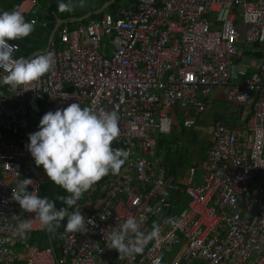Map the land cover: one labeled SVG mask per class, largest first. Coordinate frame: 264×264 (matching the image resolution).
I'll return each mask as SVG.
<instances>
[{
	"label": "built area",
	"instance_id": "built-area-1",
	"mask_svg": "<svg viewBox=\"0 0 264 264\" xmlns=\"http://www.w3.org/2000/svg\"><path fill=\"white\" fill-rule=\"evenodd\" d=\"M34 5L22 0L18 11L30 15ZM29 22L46 29L36 16ZM262 39L264 0H136L124 16L104 13L64 30L47 49L53 70L33 89L0 83L6 96L0 94V264H121L108 234L129 217L145 234L154 225L160 232L122 264H264V62L241 82L231 81L240 48ZM22 40L9 42L14 59ZM5 75L0 69V78ZM219 87L227 89L229 104L249 108L245 127L213 123L201 182L195 186L191 168L184 191L189 202L178 211L173 194L179 188L165 181L168 171L156 158L160 138L171 133L167 110L203 113ZM21 100L25 105H16ZM71 103L117 112L120 136L112 147L127 153L126 166L99 185L107 198L85 218L87 232H61L57 249H40L22 239L17 226L27 219L28 233L45 228L12 199L25 178L34 182L28 191L38 194L41 187L24 174L26 117L39 113L40 104L54 112ZM194 125L192 118L184 122L187 129Z\"/></svg>",
	"mask_w": 264,
	"mask_h": 264
},
{
	"label": "clouds",
	"instance_id": "clouds-1",
	"mask_svg": "<svg viewBox=\"0 0 264 264\" xmlns=\"http://www.w3.org/2000/svg\"><path fill=\"white\" fill-rule=\"evenodd\" d=\"M58 8L61 12L73 10L70 3H60ZM33 30V24L26 21L20 11L0 13V69L7 73L0 78V83L10 86L13 91L33 89L31 85L54 68L51 52L29 59L13 58L16 46L9 42L26 38ZM38 128L29 134L27 150L35 165L43 167L47 178L68 193L57 197L67 207L57 210L55 201L40 197L35 190L28 191V186L34 184L31 178L19 182L12 190V199L24 212L34 214L49 232L59 228L67 218L66 232L85 233L91 222L86 224L80 211L69 212L68 209L102 178L118 175L125 164L127 153L112 147L113 141L120 136L119 116L116 111H95L71 103L66 108L45 113ZM31 227L27 219L18 224L17 232L22 239L27 238ZM159 232V226L154 225L152 231L145 234L140 231V223L129 217L119 230L108 234V247L117 250L119 258L123 259L142 253L148 242L159 238Z\"/></svg>",
	"mask_w": 264,
	"mask_h": 264
},
{
	"label": "crops",
	"instance_id": "crops-1",
	"mask_svg": "<svg viewBox=\"0 0 264 264\" xmlns=\"http://www.w3.org/2000/svg\"><path fill=\"white\" fill-rule=\"evenodd\" d=\"M21 2L22 0H0V13L5 11H18ZM60 3H70L73 6V10L61 12L58 8ZM135 4L136 0H35L33 11L30 15H24L25 20L29 22L31 18L36 16L41 22L46 23V29L35 27L33 32L28 36L31 39L23 38L21 49L16 55V58L24 57L29 59L35 55L46 53L52 37H54L53 43L57 44L58 42L56 40L64 30L72 31L78 25H85L89 20L96 19L104 13H116L119 16H124L125 13L135 8ZM102 9H104L103 12L96 15V12ZM89 14H91V17L86 19ZM81 19L83 22H81ZM261 62H264V39L252 46H242L240 48V54L233 62L231 68V81L239 83L244 78L249 77ZM226 96L227 89L225 87L216 88L209 98L206 111L200 114H197L193 108H173L180 113L176 116H171L169 114L171 109L167 110V113L172 118L171 133L166 137L163 136L160 138L156 158L168 171L165 181L174 182L179 188L178 193L173 194L178 211L183 209L189 202L184 191L188 184L187 176L191 168L195 170V186L201 182L203 168L207 162V153L214 143L213 123L216 120H222L233 130H243L245 127V117L247 116L249 108L229 104ZM16 105H25V100L16 102ZM45 113L47 111L42 107L39 113H34L38 117L32 116L31 113L28 114L26 117L27 126L24 131V136L27 140H29L30 133L39 130V122ZM189 118L195 120V125L187 129L184 126V122ZM184 128L187 129V132ZM174 131L180 132L184 137L188 135L189 140L173 137ZM162 138L164 139L162 140ZM158 152H161V156H158ZM23 169L25 176L35 178L42 186L50 185V180L47 178L43 167H37L35 165L34 158L31 154L25 159ZM103 179L106 180L107 178H102L98 182V185ZM52 187L55 189V192L62 190L57 185H52ZM98 187L94 185L89 192L81 197L80 200H82V203L80 205L76 203L77 206H73L75 209L70 210L71 208H69L68 211H80L86 218L90 214L101 210L107 194ZM167 196H170V194L167 193ZM47 235H49L48 240L50 241L46 243L45 248L53 246L57 249L59 246L58 234L55 236L56 243L52 242L51 233H47ZM27 243H33L40 248L37 242L31 239ZM118 261L122 264L120 258L116 259V262Z\"/></svg>",
	"mask_w": 264,
	"mask_h": 264
},
{
	"label": "trees",
	"instance_id": "trees-1",
	"mask_svg": "<svg viewBox=\"0 0 264 264\" xmlns=\"http://www.w3.org/2000/svg\"><path fill=\"white\" fill-rule=\"evenodd\" d=\"M26 38H29V37H26ZM29 39H31V38H29ZM56 41L58 42V39ZM125 166H126V162L122 166L121 171H120V173L118 175H107L105 177L107 179H117L120 176V174L124 171ZM49 183H50V185H47V186L46 185L45 186L41 185L40 190L38 192V195L40 197H42V198L43 197H47L49 200L55 201L57 210H59L62 207H67L60 200H58L57 197L58 196H67L68 193L64 189H62L59 192H55V189L52 187V185H56V184H54L51 180H50ZM99 185H98V182L95 184V186H99ZM81 203H82V200H79L77 202V205H80ZM73 209H75V207H72L70 210H73ZM66 222H67V218H65V220L61 222V225H60L59 228H57L55 231L50 232L51 236H52V242H54V243L57 242V240L55 238L56 234L59 235L61 232H65ZM27 238H29V239H31L33 241H36L40 248H43V247L45 248L46 243H48V241H50V240H48L49 235H47L46 231H44V230L38 231V232H30V233H28V237Z\"/></svg>",
	"mask_w": 264,
	"mask_h": 264
},
{
	"label": "rangeland",
	"instance_id": "rangeland-1",
	"mask_svg": "<svg viewBox=\"0 0 264 264\" xmlns=\"http://www.w3.org/2000/svg\"><path fill=\"white\" fill-rule=\"evenodd\" d=\"M29 39V38H28ZM40 106H41V108L43 107V108H45L42 104H40ZM46 109V108H45ZM175 109V108H174ZM174 109H171L170 111H169V114L172 116V115H178L180 112H178V111H176V110H174ZM47 111V110H46ZM48 112V111H47ZM184 130L187 132V129H185L184 128ZM174 134H173V137H180V138H184L185 140H189V136L188 135H186L185 137L183 136V134H180V132H178V131H174L173 132ZM165 138V137H164ZM164 138H162V140L164 139ZM188 145V144H187ZM158 156H161V152H158ZM176 249L177 248H173V250L171 251V252H169V253H167L166 254V258H165V261L167 260V259H169V258H171L173 255H174V253L176 252ZM113 252H114V255L116 254V252H117V250H115V249H113Z\"/></svg>",
	"mask_w": 264,
	"mask_h": 264
},
{
	"label": "water",
	"instance_id": "water-1",
	"mask_svg": "<svg viewBox=\"0 0 264 264\" xmlns=\"http://www.w3.org/2000/svg\"><path fill=\"white\" fill-rule=\"evenodd\" d=\"M135 5H136V4H135ZM103 10H104V9L100 10L99 12H96V15H99L100 13H102ZM114 16H118V15H117L116 13H114ZM90 17H91V14H89V16L86 17V19H89ZM81 22H83L82 19H81ZM53 41H54V37H52V40H51L50 45L52 44ZM0 94H1L2 96L6 97L5 94L2 93L1 91H0ZM31 114H32V116H34V117H38L37 114H34L33 112H31ZM103 180H104V179H103ZM45 230H46L47 233H50L47 229H45Z\"/></svg>",
	"mask_w": 264,
	"mask_h": 264
}]
</instances>
